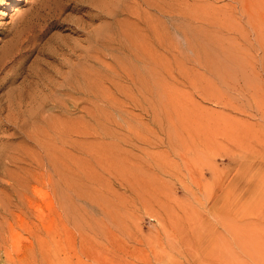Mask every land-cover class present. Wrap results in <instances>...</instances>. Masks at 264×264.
<instances>
[{"label":"rangeland","instance_id":"rangeland-1","mask_svg":"<svg viewBox=\"0 0 264 264\" xmlns=\"http://www.w3.org/2000/svg\"><path fill=\"white\" fill-rule=\"evenodd\" d=\"M150 1L0 0V264H190L192 217L264 214V0L158 1L187 57Z\"/></svg>","mask_w":264,"mask_h":264},{"label":"bare ground","instance_id":"bare-ground-1","mask_svg":"<svg viewBox=\"0 0 264 264\" xmlns=\"http://www.w3.org/2000/svg\"><path fill=\"white\" fill-rule=\"evenodd\" d=\"M148 1H150V0H148ZM152 1H154V0H152ZM152 1H150V4L152 3ZM158 1H160V0H157L155 7H157V10L159 11L160 15L163 16L164 18H169L171 21L174 22V24L176 23L175 24V30L179 36H182V38H179V39H182V40L184 39V42H182V41L178 42L174 39L175 37L174 38H172L173 36L171 37L170 31L166 32L165 29L163 28L162 33H160L159 30H157L156 32H159V33H157L158 35H157L156 39L158 40L157 44L159 45L160 49L163 52L168 53V54L175 56V57L179 56L181 54H183V57H184V55H186V57H187L188 53H191L193 55V54H196V51L200 53V51H199L200 49L198 50L197 49L198 47L196 45V40L199 38L196 39V34H195L199 30L195 31L194 27L196 25H194V23H192L194 21V18H196V17H194L195 13L188 10V13H189L191 20L188 21L189 24H185L184 21H183L184 23L182 22V19L188 18V14H187V12H185V9L187 11L186 7L183 10H179V9L177 10V8L175 9V8H172L171 6H169V4L166 3L167 1H165L164 3H163V1L162 2H158ZM7 5H9V4H6V6ZM181 5H184V2ZM189 7L191 8V7H193V5L189 6ZM190 8H188V9H190ZM248 16H249V14H248ZM250 16L251 17H249V19H253V15L250 14ZM192 25H194V26H192ZM251 25L253 26L252 23H251ZM151 27H153V26H151ZM195 29H196V27H195ZM254 29H256V28H254ZM153 30H155V28ZM258 36H259L258 41L260 43V46L264 49V33L262 30L259 31ZM185 42H187V44H186V46H185V44L183 46L182 44ZM144 52L146 53V50ZM144 52H143V54H144ZM185 52L187 54H185ZM199 53H197V54L199 55ZM192 55H190V56H192ZM194 56H196V55H194ZM144 58H142V59H144ZM151 59H154V58L150 57V60ZM181 59H183V58H181ZM186 60L188 62L189 59H186ZM191 60L193 62V59H191ZM144 61H145V59H144ZM146 62H149V61H146ZM179 62L181 64V62H185V61L182 60ZM188 63H190V65H191V62H188ZM151 65H153V64H151ZM151 68L153 69V66ZM177 68H178V66H177ZM85 77H86V75H85ZM87 79L88 78L86 77V80ZM89 80L90 79H88V82H89ZM89 83H91V82H89ZM88 86H89V84H88ZM60 87H61V89H59V90H61L62 92H65L67 95V92L69 91V80L65 79L64 83L61 84ZM58 93L60 94V92H58ZM56 96H58V95H56ZM105 96L106 95H104V98H105ZM53 98H55V97H53ZM64 99H68V98H64ZM53 101H55V100H53ZM58 103H60V102H58ZM63 105H67V104H63ZM148 112H149V110H148ZM64 116H66V115H64ZM42 148H45V147H42ZM54 157L57 158L56 156H54ZM57 163H56V159H51L48 163L49 169H47V174L49 177L47 179H48L49 183L52 185L55 184L54 183V181H55L54 177L55 176L53 175L54 173H52V171L57 170L59 176L62 175V171L59 170V167H58L59 165L57 166ZM21 187L23 188V185ZM21 187L19 186L16 188V190H14V191H16L15 192L16 197L19 200V203L17 205H15V208L17 207L16 210H19V211L20 210L22 211V203H24L22 200H25L27 197V195H26L27 192L25 190L24 191L26 193H24V191L22 192ZM13 209L11 208V203L8 204V202H7V205H6L7 211L6 212L7 213L9 212V214H11V216H13V214L15 213V212H13V211H15ZM215 220H217L219 222V224L221 225V227L224 231V234L226 232V233L230 234V237L226 236L227 234L224 235V234L219 233V232L215 233V231H214L215 234L211 235V234L207 233L208 235L206 236V234L204 233L205 229H204V231H202V229H200V225L204 224L205 221H210V220H204L202 218H198V216L192 217L190 220V224L187 226L186 231L182 234V237H181V244L185 248L184 249V256H185V259L188 263H190V264H264V214H257V215H252V216L251 215H249V216L248 215H240V213H239V215L226 214V215H219L218 217L216 216ZM6 223H8V221H6V220L1 222V227L3 228V230L0 231V250L3 248V246L5 244V240H6L4 233H3V231L5 230V224ZM15 225L16 224H13V222L10 221L11 229L16 228Z\"/></svg>","mask_w":264,"mask_h":264}]
</instances>
